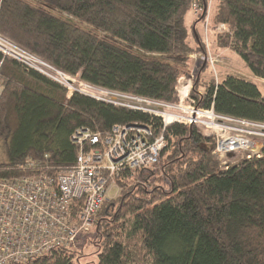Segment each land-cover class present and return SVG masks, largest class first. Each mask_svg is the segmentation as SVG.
Masks as SVG:
<instances>
[{"label":"trees","instance_id":"obj_1","mask_svg":"<svg viewBox=\"0 0 264 264\" xmlns=\"http://www.w3.org/2000/svg\"><path fill=\"white\" fill-rule=\"evenodd\" d=\"M203 7L205 0H200ZM192 0H0V34L55 67L97 86L176 103L204 42L187 21ZM212 25L228 24L217 44L239 54L264 78V0H213ZM0 174L72 166L78 127L102 135L115 123L138 122L162 132L165 146L151 166L120 170L119 188L95 215L96 264H264V151L227 165L214 157L216 138L200 125L96 99L66 95L62 83L0 52ZM190 95L197 106L264 123V90L226 74L204 76ZM199 72V74H198ZM92 145L86 144V148ZM108 182H111L109 179ZM107 182V184H108ZM76 250L56 247L26 262L73 264Z\"/></svg>","mask_w":264,"mask_h":264},{"label":"built area","instance_id":"obj_2","mask_svg":"<svg viewBox=\"0 0 264 264\" xmlns=\"http://www.w3.org/2000/svg\"><path fill=\"white\" fill-rule=\"evenodd\" d=\"M212 10L213 0H205L203 7L200 0H192L190 13L195 17L203 12L205 48L193 53V57L214 67L219 53L213 51L208 32H225L229 27L225 22L212 25ZM0 52L2 57H12L27 65L31 57L37 65L29 66L66 86L67 96L79 91L99 100L142 109L162 116L164 126L174 121L200 125L216 138L213 155L224 165L238 160L233 159L237 155L251 157L264 151V138L254 136L262 135L264 128H248L264 123L221 115L211 107L196 105L190 95L192 72L179 77V99L170 103L89 83L79 73L65 72L1 34ZM133 98L152 106L132 103ZM226 119L240 122L239 131L233 128L234 133L226 132ZM72 140L79 150L75 163L68 168L47 171L38 162L28 160L22 165L24 170L30 169L27 173L0 174V264L26 262L56 247L73 248L79 233L93 225L114 175L125 168L157 163L166 142L162 132L154 135L152 127L138 122L115 123L104 135L80 126L73 132ZM86 144L92 146L86 148Z\"/></svg>","mask_w":264,"mask_h":264},{"label":"rangeland","instance_id":"obj_3","mask_svg":"<svg viewBox=\"0 0 264 264\" xmlns=\"http://www.w3.org/2000/svg\"><path fill=\"white\" fill-rule=\"evenodd\" d=\"M190 20V13L187 16V21L189 22ZM197 27L199 30H201L200 27V21L197 23ZM226 31V30H225ZM201 33V31H200ZM223 32H215L213 29H210L208 32V35L210 37V40H212V48L215 53H219V60L215 64L214 67L211 65L205 66L203 70V75L205 76H214L215 78H218L217 81H220L221 78H224L226 74H235L241 77H244L248 80L254 81L260 90H264V78L256 76L250 68L247 66L246 62L244 59L237 53H235L232 49L230 48H224L219 45H217L216 40L217 36ZM35 62L33 59L28 61L29 65H34ZM35 63V64H34ZM37 65V64H36ZM199 68V65H196ZM197 68V69H198ZM197 69L195 68L193 71V74L196 73ZM190 72L193 70V60H191L190 64ZM189 72V73H190ZM195 75V74H194ZM188 76V75H185ZM68 92V91H67ZM66 92V94H67ZM132 103L135 104H144L150 106V103H145L141 102L136 98H133ZM152 106V105H151ZM225 123L229 125L227 128L226 132L229 133H234L236 130L233 128H236L238 130L239 127H241V123L235 120H230L226 119ZM255 127L256 129H261L262 127L264 128V125H259V124H251L248 125V128ZM247 127V126H246ZM226 129V128H225ZM239 131V130H238ZM212 133V132H211ZM240 133H244L240 132ZM226 135H229L228 133H225ZM246 134V133H245ZM255 137L259 138H264V131L262 135H254ZM259 143V142H258ZM242 149V148H240ZM239 149V150H240ZM239 152V153H237ZM237 154H241V151H237ZM7 158V153H6V146L3 142H0V162L4 161ZM233 159H240V156L237 155ZM232 159V160H233ZM119 188L115 182L110 183L109 189L107 191V197H115L118 194ZM95 234V225L93 224L89 229H85L81 231L78 235L77 241L75 246L73 247L76 250V256L73 259V264H96L98 260V255H97V245L91 241L94 237Z\"/></svg>","mask_w":264,"mask_h":264},{"label":"crops","instance_id":"obj_4","mask_svg":"<svg viewBox=\"0 0 264 264\" xmlns=\"http://www.w3.org/2000/svg\"><path fill=\"white\" fill-rule=\"evenodd\" d=\"M193 18H194V16L190 13V20H189V22H191L192 20H193ZM198 23V22H197ZM197 23H196V25H197ZM200 27H201V30H199V32L201 31V33H200V35L202 36V30H203V26H202V21H200ZM217 44V43H216ZM218 45V44H217ZM224 48H227V47H224ZM192 60H193V70L191 71L192 73H193V71H194V69L196 68H198V66H196V65H199L200 66V64H201V61L199 60V59H197V58H195V57H193L192 58ZM208 65V64H207ZM190 72V73H191ZM195 74V73H194ZM218 79V78H217ZM222 79V78H221Z\"/></svg>","mask_w":264,"mask_h":264},{"label":"water","instance_id":"obj_5","mask_svg":"<svg viewBox=\"0 0 264 264\" xmlns=\"http://www.w3.org/2000/svg\"><path fill=\"white\" fill-rule=\"evenodd\" d=\"M203 11H204V8H203ZM202 15H203V12H202ZM205 64V61H203V65ZM198 74H199V72H198Z\"/></svg>","mask_w":264,"mask_h":264},{"label":"bare ground","instance_id":"obj_6","mask_svg":"<svg viewBox=\"0 0 264 264\" xmlns=\"http://www.w3.org/2000/svg\"><path fill=\"white\" fill-rule=\"evenodd\" d=\"M217 80V78H215Z\"/></svg>","mask_w":264,"mask_h":264}]
</instances>
